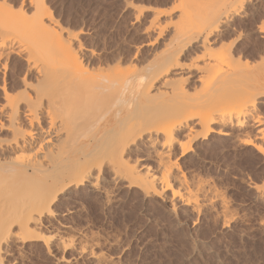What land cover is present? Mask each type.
<instances>
[{"label": "bare ground", "instance_id": "6f19581e", "mask_svg": "<svg viewBox=\"0 0 264 264\" xmlns=\"http://www.w3.org/2000/svg\"><path fill=\"white\" fill-rule=\"evenodd\" d=\"M246 1H236V9L217 16H196L192 21L186 15L189 23L181 21L187 26L179 22L182 28L177 23L178 29L171 33L163 32V28L157 31L153 38L156 45H147L150 54L139 70L132 60L125 63L121 56L101 59L94 49L80 42V32L58 28L43 0H30V17L21 9L19 17L0 3V264L2 245L15 229L20 236L26 234L25 240L38 239L29 231L30 226L39 227L43 213L49 215V207L73 188L90 186L97 190V181L105 172L146 195L161 196L170 189L172 195L184 197L177 194L178 189H171V173L172 178L176 173L171 172L174 164L169 163L166 153L153 154L159 161V181L146 174L147 169L141 177L140 165H129L130 154L140 140L150 145L161 137V146L168 148L178 134L197 127L204 135L228 138L232 136L230 127L241 131L254 118L257 98L264 96V17L257 15L262 18L259 22L254 10L253 14H239ZM12 21L27 23L22 25L27 26L22 30L23 40L10 37L14 36L9 30L13 29ZM237 22L255 24L249 43H236L242 37V30L235 32ZM230 33L237 37L226 47L223 42ZM190 49L199 56L192 54L194 58L185 62L183 54ZM14 58L20 61L15 82L8 77ZM262 124L256 119L250 124L252 139L247 132L237 135L241 137L239 143L264 156ZM183 177H174L177 185ZM158 184L160 191L165 189L158 192ZM191 194L188 198H193ZM47 239L42 240L46 249Z\"/></svg>", "mask_w": 264, "mask_h": 264}, {"label": "rangeland", "instance_id": "374dc122", "mask_svg": "<svg viewBox=\"0 0 264 264\" xmlns=\"http://www.w3.org/2000/svg\"><path fill=\"white\" fill-rule=\"evenodd\" d=\"M43 1L58 28L61 27L63 31L74 34L80 32V42L84 46L94 49L100 54L101 59H104V56L105 58L121 56L120 58L125 63L132 60V65L134 64L137 70L141 63L143 64L149 57L150 51L147 45L151 43L156 45L153 38H156L162 28L163 32L171 33L174 29L182 28L179 24L182 21L188 22L189 18L195 21L196 16L199 19L201 16L210 14L217 16L236 9L239 4V2L235 3L238 0ZM3 2L6 7L11 8L10 11L13 14H17L20 9L23 14L25 13V17H30L33 14L30 12L33 11L29 5L30 0H0L1 4ZM228 2L231 4L234 2V6ZM252 11L257 13L255 14L257 18L262 15L264 17V0L246 1L239 14L249 15L253 14ZM181 12L183 13L181 14ZM183 15H187L188 20L187 16L183 17ZM260 19L262 18L258 19L259 22ZM21 21L19 22L21 23ZM15 22L12 23L13 29L9 25V30L13 33L11 35H14L10 37L20 40L24 38L25 32L23 31H26L25 28H27L22 25L27 23L19 25ZM177 23L178 28L176 27ZM244 23L237 22L234 26L236 33L237 30H242L240 41L236 40L235 33H230L224 42H219L218 46L222 42L225 46H229L235 40L237 44L249 43L250 30L255 28V24ZM184 25L187 26V23H182L183 27H185ZM23 27L25 28L23 29ZM16 28L21 33L17 34ZM192 50L195 51L194 49H190L188 52L186 50L182 60L187 62L193 56L192 54L195 55L196 51L193 53ZM198 54L195 57L199 56ZM17 61L16 58L12 59L10 69L13 67V70L8 72V77L12 78L11 80L14 82L20 67V61ZM126 65L128 67V64ZM1 77L2 74L0 83L2 82ZM263 101L264 96L257 98L256 117L249 120L247 125L245 124L240 129L241 131L228 127L232 132V136L228 138H218L213 133L204 135L197 127L189 133L178 134L176 141L168 148L161 146L163 140L161 137L150 144L153 148H150L148 144L150 142L147 143L144 139L143 142L138 141L139 144L137 143V146L133 147L130 160H133L132 162L138 160L136 161L138 163H132L129 160V165H137L136 167L140 165L141 177L151 174L150 176L156 177L157 181L161 178V171L157 167L159 162L157 156L155 159L153 154L166 153L169 163L174 164V170H171L177 175L174 174V177L184 176L182 182L186 181V185H182L181 182L182 187L179 188L181 185H177L178 183L174 177L172 178L173 173H171V186H174L171 189L175 191L178 189L177 194L184 196L181 197L182 199L178 195H172L170 189L164 190V187H161V191L164 190L162 192L165 194L162 193L159 184L156 190L161 192V196H155L152 193L146 195L142 189L129 185L123 179L121 181L116 178L113 180L114 177H110L111 173L105 172L97 181L98 191H94L90 186H82L77 189L73 188L66 196L58 198L49 207L50 214L43 213L41 225L37 228L31 225L32 227L29 228L33 234L36 233L38 239L29 240L26 238L27 240H25L26 234L20 236L21 233L17 234L19 232L15 229V235L12 234L2 245V263L264 264V156L243 145L242 142L239 143L241 137L238 138L237 135L241 132H243L241 136L245 132L249 135L252 131L250 124L255 119L261 121V124L264 122ZM184 133H186L185 137ZM251 134L250 136H252ZM190 135L191 142L187 140ZM181 138L183 140L180 142ZM250 138L252 139L253 136ZM181 143L186 144L185 147L181 146ZM179 144L186 150L184 153L181 152L183 149ZM146 169L147 173L145 174ZM175 184L178 188H175ZM195 187L198 188V191ZM188 190L192 193L193 198L197 195L195 203L190 195L189 201ZM172 198H174V202ZM193 200L195 201V198ZM170 203L173 206L172 209ZM194 205L196 206L194 207ZM39 236L49 237V239H39ZM44 239L48 240L47 249ZM68 243L70 244L68 245ZM63 244L66 246L64 247Z\"/></svg>", "mask_w": 264, "mask_h": 264}]
</instances>
